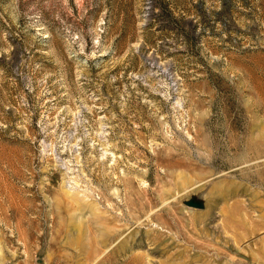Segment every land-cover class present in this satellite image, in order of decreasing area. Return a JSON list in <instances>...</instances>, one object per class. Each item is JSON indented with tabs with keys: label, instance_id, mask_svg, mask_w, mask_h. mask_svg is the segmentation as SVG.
Returning a JSON list of instances; mask_svg holds the SVG:
<instances>
[{
	"label": "rangeland",
	"instance_id": "1",
	"mask_svg": "<svg viewBox=\"0 0 264 264\" xmlns=\"http://www.w3.org/2000/svg\"><path fill=\"white\" fill-rule=\"evenodd\" d=\"M0 264H264V0H0Z\"/></svg>",
	"mask_w": 264,
	"mask_h": 264
},
{
	"label": "water",
	"instance_id": "2",
	"mask_svg": "<svg viewBox=\"0 0 264 264\" xmlns=\"http://www.w3.org/2000/svg\"><path fill=\"white\" fill-rule=\"evenodd\" d=\"M188 205H191V206H196L197 204L193 201H189Z\"/></svg>",
	"mask_w": 264,
	"mask_h": 264
}]
</instances>
